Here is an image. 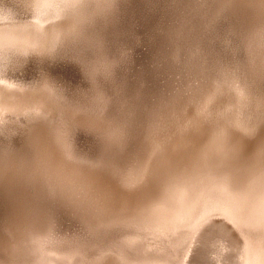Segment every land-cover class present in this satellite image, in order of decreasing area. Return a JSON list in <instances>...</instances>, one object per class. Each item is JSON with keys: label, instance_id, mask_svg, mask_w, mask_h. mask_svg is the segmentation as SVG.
I'll list each match as a JSON object with an SVG mask.
<instances>
[{"label": "rangeland", "instance_id": "obj_1", "mask_svg": "<svg viewBox=\"0 0 264 264\" xmlns=\"http://www.w3.org/2000/svg\"><path fill=\"white\" fill-rule=\"evenodd\" d=\"M263 137L264 0H0V264H207L219 222L243 236L217 264H264L262 204L229 214L207 170Z\"/></svg>", "mask_w": 264, "mask_h": 264}, {"label": "bare ground", "instance_id": "obj_2", "mask_svg": "<svg viewBox=\"0 0 264 264\" xmlns=\"http://www.w3.org/2000/svg\"><path fill=\"white\" fill-rule=\"evenodd\" d=\"M25 131H26V129L24 130V133H25ZM30 131H31V128H30ZM36 132H38V131H36ZM26 136H28V134ZM25 139H24V141H25ZM198 143H201V142L197 138V136L196 137H190V138H187L184 140L180 139L178 142H176L175 145L170 146L164 152L163 156L160 159L163 167L165 165L173 163L176 160H179V159H177V156L181 152L184 153L185 155L190 156L189 152L191 151L190 157L193 160L197 154L195 155L192 153L193 152L197 153L196 151L200 147V145ZM262 143H264V137H263ZM251 144H254V142H245V141L243 142L242 141L241 145L243 146V148L240 145L241 151H239V152L229 151V154H228L229 156H227L226 159H225V151H222V153L221 152H219V153L215 152L216 154L214 153L213 159L214 160L216 159L215 160L216 163L220 162V164L215 166L216 164H214L215 163L214 162L212 164V166L207 168V170H210V171H214L210 168H213L215 170L217 168H224L225 169V172H222V174H224V176L222 178H220L221 181H218L217 183H219V184L216 186L213 185V187H215V188L219 187L222 191H225L228 194L227 196H220L221 194H219L220 197L217 196L216 201L221 203L220 206H222L224 209H226V211L229 214L234 215V216H236L238 214L241 215V213L246 211V210L244 211V207L246 206L245 203H246V200L248 201L250 199V197L252 199H254L256 197L255 199H258L257 201L258 202L260 201V203L262 204V207H264V175L259 176L258 178L255 179V182L251 185V187H253V189L250 191L249 190L247 191L244 189H239L238 187L233 185L236 182L237 183L243 182L245 177H247L249 167H251L250 164L253 162V160L262 159L261 163L264 164V151L263 152H261V151L257 152L259 154L258 157L253 155L249 161L243 162V156L245 154H247V150L251 147ZM233 155L234 156L238 155L239 157L234 158ZM240 156H242L241 159H240ZM221 159H222V162H221ZM91 179H93V178L91 177ZM92 182L94 184V187H97L100 190H101V188H103L106 193H110L108 188H106L107 185H104V187H101L100 185L96 184L97 183L96 181H92ZM155 186L156 185H154L153 188ZM153 188H150V190ZM156 195H158V194H156ZM190 202L187 205L182 206L183 208L180 211L181 216L186 215V214H190L192 212L194 204L193 203L190 204ZM252 205L250 206L251 208H252ZM255 205L257 206L256 203H255ZM258 205H259V203H258ZM260 206L261 205H259L258 208H256L260 211V212H258V213H260L259 214L260 216H258V215L257 216L258 217H264V215H263L264 214V208H262ZM249 210H250V208H249ZM254 213H256V211ZM249 214H250V212H249ZM181 216H179V217H181ZM255 216H256V214H255ZM263 222H264V220H263ZM258 223H260V222H258ZM262 224L264 227V223H262ZM257 225H259V224H257ZM263 227L260 226L261 229H263ZM242 236H243L242 232H240L239 230L236 231V230L230 229L229 226L226 225L225 223H220V222L219 223H213L212 225H209V227L207 226V228H205L203 230L200 237L198 236V238L196 240L197 243H196V249H195V251H196L195 259L200 260L201 262H204L207 264H217V262L221 261V258L228 259L227 256H230V258H233L235 256V254L238 252V248L242 246V242H241ZM88 261H90V260H88ZM53 263L54 264H60V262H53ZM223 263H225V262L223 261ZM229 264H236V262L232 261V262H229Z\"/></svg>", "mask_w": 264, "mask_h": 264}, {"label": "water", "instance_id": "obj_3", "mask_svg": "<svg viewBox=\"0 0 264 264\" xmlns=\"http://www.w3.org/2000/svg\"><path fill=\"white\" fill-rule=\"evenodd\" d=\"M131 4H134L135 5V2H132ZM117 8L120 9V4L117 5ZM137 9H136V11H138Z\"/></svg>", "mask_w": 264, "mask_h": 264}]
</instances>
